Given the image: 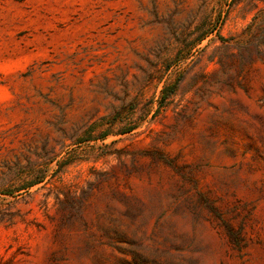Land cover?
Instances as JSON below:
<instances>
[{
  "label": "rangeland",
  "instance_id": "1",
  "mask_svg": "<svg viewBox=\"0 0 264 264\" xmlns=\"http://www.w3.org/2000/svg\"><path fill=\"white\" fill-rule=\"evenodd\" d=\"M0 264H264V0H0Z\"/></svg>",
  "mask_w": 264,
  "mask_h": 264
},
{
  "label": "trees",
  "instance_id": "2",
  "mask_svg": "<svg viewBox=\"0 0 264 264\" xmlns=\"http://www.w3.org/2000/svg\"><path fill=\"white\" fill-rule=\"evenodd\" d=\"M41 180H42V179L36 180V181L32 182L31 184H29V186H33V185H35L36 183L40 182Z\"/></svg>",
  "mask_w": 264,
  "mask_h": 264
}]
</instances>
